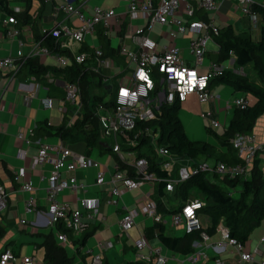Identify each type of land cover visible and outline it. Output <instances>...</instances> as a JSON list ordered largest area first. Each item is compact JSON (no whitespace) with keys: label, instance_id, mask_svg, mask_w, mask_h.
I'll return each mask as SVG.
<instances>
[{"label":"built area","instance_id":"2783aa9c","mask_svg":"<svg viewBox=\"0 0 264 264\" xmlns=\"http://www.w3.org/2000/svg\"><path fill=\"white\" fill-rule=\"evenodd\" d=\"M53 5V22L43 26L40 38L31 35L25 38L22 29L18 27L16 15L24 11V7H11V14L6 12L5 18L0 21V35L9 42H16L15 56L0 57V95L5 93L8 79L16 77L28 58L51 59L59 68L70 66L73 62L86 64V71L101 77L102 83L116 81L115 88L109 97L115 105L105 107L100 105L96 112L100 127L101 141L108 143L114 154L113 165L107 160H98L74 151L62 143L38 142V150L33 158V165L50 164L47 175H41L40 181L46 182V209L36 210L35 187L31 178L27 177L26 169L19 168L13 174V181L20 189L28 194L25 200L26 213H35L34 225L50 227L54 230L58 241L66 242L67 235L55 230L60 224L73 234L80 235L86 232L93 220L99 214L102 198L95 195H80L88 190L86 183H79L75 174L62 177L63 172L72 173L78 170L92 168L95 170L92 185L103 188L105 198L103 203L116 207L122 195L126 192L140 189L145 184H164V191L172 193L176 184L188 179L191 175L204 172L216 173L220 176L234 179L247 178L250 174L253 161L263 148L253 132L238 133L231 140L233 149L241 162L227 164L217 162L212 165L206 161L193 162V159L171 153L166 147L157 144L158 132L152 128H141L139 122L150 121L156 118V113L163 103L170 104L176 100L184 101L189 95H195L200 102L212 99L209 83L223 69L224 65L210 61L205 73L197 68L204 67L208 41L213 42L221 29L212 19L202 20L195 17L196 12L206 14L215 13L222 0H121L126 2L123 12H116L114 8L102 6L88 7L82 3L79 6L76 0H44ZM8 2V0H7ZM240 13L249 18L251 27L257 28L261 23V16L252 7L257 0H234ZM85 11H84V10ZM159 26V34L154 33L155 26ZM28 29V28H27ZM109 38H118L116 45L118 55L123 62L104 57L100 46L98 31ZM90 37V41L87 40ZM188 37L186 56L176 40ZM50 40V41H45ZM163 40L165 42H163ZM48 42V43H47ZM86 45V50H82ZM24 47H28L25 52ZM58 49L61 52H55ZM64 51V52H63ZM230 56L233 53L230 51ZM192 57V58H190ZM123 65H121V64ZM131 72L130 84L122 83L121 77ZM44 78H50L46 73ZM29 81L39 87L36 76H29ZM37 92L28 94L31 100ZM81 88L79 81H69L64 85V97L61 104L81 105ZM108 97V98H109ZM50 97L41 99L45 109L52 107ZM248 99L241 96L234 99L233 107L244 108ZM232 106L229 103L226 109ZM208 121L210 128H217L219 123L211 117L210 112L202 114ZM147 137L156 155L160 168L167 173L166 177H157L149 170V164L144 157H137L134 151H125L122 145L136 146L139 138ZM18 139L29 143L23 134H17ZM25 154V151L21 152ZM185 163V165H183ZM103 165V167H102ZM91 185V184H89ZM72 190L75 199L72 203L61 199L65 190ZM152 191L145 194V201L141 208L142 214L151 217L155 222L161 221L156 202L151 198ZM9 193L0 185V213L5 211ZM204 205L199 201H190L175 211L171 217L173 227H180L185 234L199 231L198 237L192 241L193 251L185 255V261L196 264L207 258L205 249L213 251L233 248L237 261L242 264H264V235L258 239L253 247L247 242L242 243L232 238L223 222L216 226L219 241L212 242L211 236L202 230L196 210ZM118 220L119 231L128 236L135 227L137 211L126 209ZM25 223V219L20 220ZM261 222H264V217ZM139 259L144 258L141 251L148 248L144 236L133 243ZM154 264H165L166 257L160 248L151 249ZM17 258L9 248L0 251V264H15ZM33 258L21 257L19 264H33ZM99 255H92L88 264H101Z\"/></svg>","mask_w":264,"mask_h":264},{"label":"crops","instance_id":"0c3cea01","mask_svg":"<svg viewBox=\"0 0 264 264\" xmlns=\"http://www.w3.org/2000/svg\"><path fill=\"white\" fill-rule=\"evenodd\" d=\"M76 1L79 3V6L82 5V3L86 6V0ZM91 1H93L96 5L99 3L102 4L104 2V0ZM258 2L264 4V0ZM117 3L118 4L116 7L109 8H114L115 11L118 10V12H123L126 8V5L123 4L121 0H118ZM40 5L41 4L39 0H31V5L27 12L32 20L36 19V17L41 13V30L43 26L51 24L54 17L52 15L53 5L51 3L45 2V6ZM25 7L26 5L24 1V11ZM237 12H239V9L234 0H222L220 1L218 9L215 13L206 14L198 10L195 14V17L202 20H208L210 18L220 27V29H224L227 25H231L235 31V27L238 25L240 26V24H238L239 18L236 16ZM24 25L27 26L28 29L23 28V34L25 38L29 39V36L31 35L30 33L34 35L33 30L29 25ZM239 28L237 30H239ZM177 41L179 44H177ZM175 42L177 45H180L182 48V53L184 56H186L185 49L188 45V37L179 38ZM110 46L114 48L115 57H107L114 59L119 63L120 59H116V54L118 55L116 45H113L112 43ZM16 49L17 44L15 41L9 42L0 35V57L7 56L9 54L15 56ZM218 51L219 46L217 43H215V41H213L210 47L207 48L204 67L197 68V71L204 73L206 70L205 66H207L210 61L216 62L219 56ZM41 62L48 64L46 63L45 59H41ZM120 62L123 61L121 60ZM233 62L234 55L230 56L229 54V58L221 61L220 64L224 65L225 68H231ZM54 64L50 65L56 66ZM50 75L51 79L44 78L43 81L38 79L40 88L37 92V87L34 86V83L31 84L32 82L29 81V76L35 75L28 74L25 70L21 69L16 77L12 78L11 80L8 79L7 90L5 93L0 95V185L4 186L9 193L7 208L5 211L0 213V228L3 229V235L0 237V251L5 248H9L17 258L15 264H19L21 257L24 256L32 257L34 260L33 264H52L45 258V248L42 245L43 235H45L52 228L48 229L47 226L45 228L34 225L36 214L26 213L24 210V202L28 197V194L22 191L19 185L16 184L12 178L15 171L21 167H24L26 169L27 177L31 178L33 186L35 187L34 195L36 197V210L45 211L47 204L44 184L45 182L40 181L39 177L41 175H47L51 165H33V158L38 150V142L52 144L62 143L76 152L84 153L85 155L98 160L100 163L105 161L104 158H106L108 161L109 156L114 158V156L111 154H100L97 148H91L89 154H86V145L83 142L69 144L57 136H35L34 128L38 122L47 121L48 124L54 126L65 123L66 126H71L75 119L81 116L82 104H61V100L64 97V85L69 81H64L57 77L55 78L52 74ZM111 82L116 84L115 80ZM222 86L223 88L219 91V93L217 95H213L214 97L206 102H200L195 95H189L184 101L180 102L178 116L189 139L207 142L215 147V153L217 155L225 154L228 159L233 160L235 155L232 149L229 150L226 146L219 144L218 140L210 132L213 130L210 128L208 121L202 117L203 113L210 112L211 117L219 121L220 124L217 127V131L213 132L219 134L220 126H224V128L227 127L232 115V110L227 112L225 105L229 103L228 101L230 99L232 100V96L236 91L234 92V90L228 86ZM212 90L213 88H211V91ZM35 92H37L36 97H33L31 100H29L27 95ZM239 95L240 94L238 93L235 98H237ZM242 95L248 99L249 103H252L251 99H249L246 93H242ZM44 97H50L53 102L54 100L58 101L60 113L59 123L55 124V121L51 120L50 111H47L52 110L53 102L50 109L46 110L43 107L41 99ZM251 132H253L258 141L262 143L263 148L259 151L257 158L260 160V167L264 171V114L258 117ZM20 133L28 138L29 143H26V141L23 139L17 138V134ZM103 142L104 145L109 147L108 143L105 141ZM22 151H25V154H22ZM199 161H206L212 165L217 163L213 160V158H205L203 156L193 159L194 163ZM73 174H75L79 183H85L86 179L93 178L95 175V170L94 172L88 173L81 170L72 173L63 172L61 176L66 177ZM204 174H206L207 178L212 183L220 185L223 189H228V191L231 193L237 190L236 188H229L223 181L224 178L218 174L214 176L212 173ZM103 188L104 187L98 189V187H96L92 190L88 189L86 192H80V195H95L102 198V205L99 214L93 220L90 228L84 232L88 233V237L84 246L77 250L78 244L76 243V240H78L84 233L80 235H75L72 233L71 237L67 236L66 242L57 241L59 245L64 247L67 256L71 258V264H88V260L92 255H99L102 261L101 264H154L155 258L151 253V249L153 248L161 249V253L166 257L165 264H191L185 261V255L174 252L165 247L160 242L157 232L153 227L155 223H161L166 227L164 232L166 235L182 236L185 234L180 227L175 228L171 223V217L175 212V209L181 205L180 199L176 197L173 192L166 193L164 191V193L161 195L163 206L167 209H170L171 212L164 214L158 209V213L161 216V221L155 222L151 217H147L142 214L141 208L145 201V194H149L152 191L151 198L157 195L156 184H145L140 189H135L124 193L128 195L129 193L135 191V194L133 196L131 195V201L130 197H127V202L129 201L131 203H125L122 198L120 199L122 202L120 203L119 201L116 207L103 203L104 198L107 195H105ZM197 191L198 192L192 196L188 193L186 203L196 200L205 204V196L199 189H197ZM165 197L171 198L175 203L173 205H167L164 202ZM61 199L65 202L72 203L75 199V193L69 189L65 190L61 194ZM123 207L137 211L135 227L129 231L128 236L120 233L118 226V220L121 214L125 211ZM206 217L207 216L205 215L198 216L202 227L210 225V219L206 220ZM21 219H25L26 222L24 224L21 223ZM203 219H205V221ZM169 229L173 230L170 231ZM133 230L136 231L135 235H132ZM52 231L54 230L52 229ZM141 236L145 237L148 243V248L146 247L141 251V254L144 256V258L139 259L133 243ZM211 241L214 242L213 235L211 236ZM225 249L213 251L211 248H209L211 251L210 255L207 254L208 249H205L207 258L196 264H242L237 261L234 250L230 253L231 258H225V256L223 257L225 259L220 258L221 253L225 251Z\"/></svg>","mask_w":264,"mask_h":264},{"label":"trees","instance_id":"16d2710c","mask_svg":"<svg viewBox=\"0 0 264 264\" xmlns=\"http://www.w3.org/2000/svg\"><path fill=\"white\" fill-rule=\"evenodd\" d=\"M23 1H25L26 5L25 11L16 15L19 21L18 27H22L24 24L29 25L35 38L38 39L41 37V13L36 19L32 20L27 12L31 5V0ZM39 1L40 6H45L44 0ZM7 3V0H0V10L11 14L12 10L9 9ZM252 9L261 16L258 40H253L250 35L242 32L236 33L231 25L221 29L219 35L214 37L215 43L219 46V56L216 62L220 63L229 58L230 51L234 55V62L232 68H225L216 75L209 83V87L225 85L236 92L251 94L255 99L253 103H248L244 108L234 107L229 123L221 133L210 131L220 145L226 146L229 150L232 149L235 155L234 159H228L225 154L217 155L215 147L207 142L191 140L187 137L178 116L180 110V102L178 100L170 104L163 103L159 107L155 119L138 123L141 128L148 127L158 132V145L166 147L173 154L191 159L203 156L205 158H213L215 162L222 161L227 164L241 162L233 149L231 140L238 133L251 132L258 117L264 114V4L258 2ZM98 36L104 57H115L114 48L110 46L109 38L103 34L102 29L98 31ZM81 49L86 50V45H82ZM54 51L61 52L58 49ZM116 59L122 60L117 54ZM246 66H250L253 69L256 78L248 77L246 74H240L235 71ZM22 69L28 74L35 75L40 81L44 80L46 73H50L55 78L57 77L64 81L78 80L81 88V116L75 119L71 126H66L65 123L54 126L48 124L47 121L38 122L34 128L35 136H57L69 144L83 142L86 145V154H89L91 148H97L100 154L114 155L110 147L104 145V142L101 141V127L96 114L100 105L105 107H113L115 105L114 99L107 98L101 90L103 84L100 76L86 71V64L73 62L70 66L59 68L44 64L38 58L26 59ZM122 149L134 151L137 157L146 158L149 170L154 172L157 177L167 176V173L157 163L153 147L147 137L139 138L138 143L133 147L122 145ZM257 156L253 161L247 178L228 179L224 177L223 181L229 188H241L237 196L232 195L229 191L227 192L220 185L212 183L203 172H198L175 185L173 194L181 202V205L175 211L186 203L189 191L195 187L206 198L205 204L200 206L196 212L198 216L205 215L210 218V225L202 227V230L212 236L216 233L215 229L218 223L223 222L232 238L245 243L253 230L260 226L264 217V171L260 167V160ZM212 175L217 174L212 173ZM163 187V183H156L157 195L153 196L152 199L156 202L161 212L168 214L171 211L163 206L161 200V195L164 193ZM153 227L160 242L165 247L183 255L192 252L191 243L199 235V231H194L182 236H169L164 233L166 230L165 225L155 223ZM55 230L66 233L68 237L72 236V232L60 224L55 227ZM2 235L3 229L0 228V237ZM87 237L88 233H84L76 240L78 244L77 250L84 246ZM57 241L52 229L43 235L42 245L45 248V258L52 264H71V258L67 256L64 247L59 245Z\"/></svg>","mask_w":264,"mask_h":264},{"label":"rangeland","instance_id":"374dc122","mask_svg":"<svg viewBox=\"0 0 264 264\" xmlns=\"http://www.w3.org/2000/svg\"><path fill=\"white\" fill-rule=\"evenodd\" d=\"M257 1H262V0H257ZM117 2H118V0H104V2L102 4L99 3L98 5H96L93 1L89 0L87 2V6L90 7V8L93 7V6H102L103 8H109V7H116V5L118 4ZM8 3H9V6H11V7H15V6H18L20 8L24 7V1L23 0H8ZM123 4L126 5V2H123ZM116 12H118V10H116ZM239 12L236 13V16H237V18H239V23L238 24H240V26L239 25L236 26L235 27V31L236 32H240V33L242 32L243 34H246V35H250L253 38V40H258L259 34H260V28L259 27H257V28L251 27L250 24H249V18L247 16L241 15ZM5 17H6L5 13L0 11V21L2 20V18H5ZM238 28H239V30H237ZM153 31L156 34H159V32H160L159 26L156 25L154 27ZM87 40H89V41L91 40L89 36H87ZM111 41H112L113 45H118L119 44V40H118L117 37H115V35L111 36ZM163 42H165V41L163 40ZM177 44H179L178 41H177ZM211 44H212V42L208 41L207 48H209ZM23 50L26 52L28 50V47H24ZM190 58H192V57H190ZM53 62L54 61L51 60V59H46V63H48V64H54L55 62L54 63ZM231 65H229V66H231ZM231 68H232V66H231ZM206 70H207V68H206ZM206 70L204 71V73L206 72ZM238 73L246 74L248 77L256 78V74H255V72L253 71V69L250 66H246V67H244L241 70L239 69ZM130 76H131V72L128 71L127 73H125L124 76L121 77V82L122 83H126L127 82V84H130L131 83V81L129 80ZM113 88H115V83L108 81V82H106V83H104L102 85L101 90L105 93L106 97L108 98L110 93H111V91L113 90ZM222 88H223L222 85L214 86L213 90H212V94L213 95H217ZM238 93L241 96H243L241 92H235V94H233V96H232V100L230 99L228 101L229 105L232 106V107L230 109H227L226 110L227 112H230L234 108L232 103H233L234 98L237 96ZM240 95L237 98L241 97ZM247 95H248L249 99H251V102L253 103L254 100H255L254 97L251 94H247ZM47 111H50L51 120L55 121V124L59 123V121H60V113H59V108H58V101L54 100L52 110H47ZM218 123H219V121H218ZM204 129H205V127H204ZM217 129L218 128H212L213 131H217ZM223 129H224V126H220V129H219L220 133L223 131ZM104 160H106V158H104ZM108 161H109V164L113 165L114 158L112 156H109ZM183 165H185V163H183ZM102 167H103V165H102ZM81 171L88 173V172H94V169L87 168L86 170H81ZM93 181H94V176H93L92 179H86L85 183L88 184L87 188L90 189V190L96 188V186L92 185ZM44 184H46V182ZM89 184H91V185H89ZM236 189H237L236 191L231 193L234 196H237L239 194L240 190H241V188H236ZM224 190H226L228 192V189L224 188ZM197 192H198L197 189L194 187V188H192L190 190L189 195L192 196V195H194ZM134 194H135V191H133L132 193H129L128 195L123 194L122 198H123L124 202L127 203V204L131 203L129 201L127 202V197L129 196L130 197V201H131V195L133 196ZM121 202H122V200H120V203ZM164 202L167 205H173L175 203L169 197H165L164 198ZM209 219H210L209 216H207L206 220H209ZM136 220H137V217L135 219V222H136ZM166 220H168V219H166ZM203 220L205 221V219H203ZM47 228L50 229V227H47ZM169 230L172 231L173 229L172 230L169 229ZM132 232H133L132 235H135L136 231L133 230ZM263 235H264V222H261L260 226H258L256 229H254L253 232L251 233V235L249 236V239L247 240L248 245H246V247L247 248H248V246L253 247L256 244V242L258 241V239L260 237H262ZM218 239H219V234L216 233L215 235H213V241L214 242H218ZM231 252H233V249L228 246L225 249V251H223L221 253L220 258H223L224 256H225V258L226 257L231 258L230 257V253ZM210 253H211V251L208 249L207 254L210 255ZM225 258H223V259H225Z\"/></svg>","mask_w":264,"mask_h":264}]
</instances>
